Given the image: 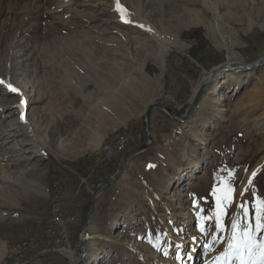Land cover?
Masks as SVG:
<instances>
[{"label":"rangeland","instance_id":"374dc122","mask_svg":"<svg viewBox=\"0 0 264 264\" xmlns=\"http://www.w3.org/2000/svg\"><path fill=\"white\" fill-rule=\"evenodd\" d=\"M262 58L264 0H0V227L14 234L7 250L0 244V264H71L53 252L50 212L85 200L75 232L77 214L68 226L79 257L91 192L119 162L95 154L122 132L138 147L150 104L183 114L218 68ZM71 67L84 73L75 78ZM156 112L151 147L96 200L85 264L108 254L106 264H184L194 243L213 264L233 219L243 226L238 205L253 225V204L264 219V65L223 74L185 122ZM226 194L232 206L217 232L209 218ZM39 230L43 246L28 239ZM16 246L21 255L8 259Z\"/></svg>","mask_w":264,"mask_h":264},{"label":"snow or ice","instance_id":"6c2138e0","mask_svg":"<svg viewBox=\"0 0 264 264\" xmlns=\"http://www.w3.org/2000/svg\"><path fill=\"white\" fill-rule=\"evenodd\" d=\"M119 7V6H118ZM0 83H3L0 81ZM8 88L11 92H17L18 90L11 85H8ZM24 101L21 99V106H23ZM21 121L25 120L24 113L21 112L20 116ZM152 167V165H149ZM255 172L252 173L254 177ZM252 181L249 180L251 185ZM213 196L216 195L215 189L212 193ZM264 204V201L261 202ZM232 206V200L228 199L227 194L225 199L221 201V207L218 210L219 215L213 218H209V221L214 224V230L217 232H223L224 228L222 227V220L220 216L227 214V210ZM237 207L240 208L242 212L241 221H243V226L241 227L240 222L236 219H233L231 222L232 233L229 235L227 240V247L218 256L213 264H232V261L235 260L236 264H264V219L261 217V208L256 207L253 204V207L256 208L254 225L249 220V209L245 203H241ZM200 230L205 231V226L201 225ZM220 237H217L219 240ZM155 247V245H153Z\"/></svg>","mask_w":264,"mask_h":264},{"label":"water","instance_id":"95a60500","mask_svg":"<svg viewBox=\"0 0 264 264\" xmlns=\"http://www.w3.org/2000/svg\"><path fill=\"white\" fill-rule=\"evenodd\" d=\"M264 64V58L257 62L256 64L252 66H232V67H220L216 71L213 80H210L204 84H202L199 89L197 90L196 94L194 95L193 99L191 100L190 104L186 108L183 114L177 113L175 110L171 109L167 105L163 103H152L150 104L144 113V130L142 134V142L140 145L132 150H129L126 152L120 159L117 169L114 172V174L105 182L98 185L90 195L89 199V210L87 214V219L85 221V225L83 226L81 236H80V251H81V262L79 264H85L86 259V249L85 244L86 240L88 238L89 228L92 224L93 217H94V208L97 198L109 187H111L121 176L125 169L126 163L129 159L142 154L143 152L147 151L151 145H152V136H151V116L152 113L156 110L164 112L166 115H168L173 120L179 121V122H185L189 119L190 115L194 112V110L198 107L199 102L201 99H203L205 91L209 88L210 85H212L214 82L219 80L222 76V74L230 73V72H241L248 70L252 67H257L259 65Z\"/></svg>","mask_w":264,"mask_h":264},{"label":"built area","instance_id":"2783aa9c","mask_svg":"<svg viewBox=\"0 0 264 264\" xmlns=\"http://www.w3.org/2000/svg\"><path fill=\"white\" fill-rule=\"evenodd\" d=\"M130 134L122 132L115 137L113 145L107 144L101 154H95L96 162L110 163L114 156L123 154L127 150L128 143L130 141ZM76 221V214L69 213L63 215L61 206L58 203L54 204V216L51 217V227L48 228L49 236L54 240L53 252L62 256V253H68V226ZM13 254H20L16 252V247L10 248V258ZM75 257V256H74ZM3 264H14L6 262Z\"/></svg>","mask_w":264,"mask_h":264},{"label":"bare ground","instance_id":"6f19581e","mask_svg":"<svg viewBox=\"0 0 264 264\" xmlns=\"http://www.w3.org/2000/svg\"><path fill=\"white\" fill-rule=\"evenodd\" d=\"M205 2H207V0H204ZM215 26L217 27V22L215 21ZM141 28V27H140ZM218 28V27H217ZM210 34V33H209ZM211 34H212V32H211ZM210 37H211V35H210ZM263 59V58H262ZM261 59V60H262ZM259 62V61H258ZM264 65V64H263ZM73 67V66H72ZM71 67V69L73 70V72L72 73H74V75H76V77L75 78H77V77H81V75L84 73V70H83V68H80V69H78V68H75V69H73ZM222 67H232V66H229V65H225V66H222ZM71 71V70H70ZM233 73H235V72H233ZM73 75V74H72ZM223 75V74H222ZM71 76V75H70ZM228 76H233L232 74H229ZM73 78V77H72ZM210 80H213V78L212 79H210ZM210 80H205V82H203L202 84H204V83H206V82H208V81H210ZM3 81H5L4 79H2V82ZM201 84V85H202ZM200 85V86H201ZM13 86H15V85H13ZM12 86V87H13ZM199 86V87H200ZM212 85H210L209 86V88L211 87ZM15 87H18V86H15ZM14 87V88H15ZM208 88V89H209ZM7 89H9V88H7ZM18 91L17 92H11L10 90H9V92L11 93V94H14V95H16L17 96V98H18V101L20 102V106H21V99H23V101H24V97H23V94H22V92H21V90L19 89V88H16ZM199 89V88H198ZM197 89V90H198ZM207 89V90H208ZM197 90L195 91V94H196V92H197ZM206 90V91H207ZM205 91V92H206ZM194 94V95H195ZM205 95V94H204ZM244 96V95H243ZM202 100V99H201ZM201 102V101H200ZM200 102H199V104H200ZM24 103H25V101H24ZM116 107V106H115ZM195 111V110H194ZM120 113V112H119ZM191 116V115H190ZM24 125V128L25 129H28V122L26 121V120H24L23 122H22ZM118 136V135H117ZM37 139V138H36ZM38 140H39V138H38ZM45 146V145H44ZM102 153V152H101ZM118 181V180H117ZM116 181V182H117ZM16 190V189H15ZM42 190V189H41ZM40 187L38 188V190H33V192L35 193V194H37V192L38 193H41L40 191ZM11 192V191H10ZM15 195H17L18 193H15V192H13ZM43 194V193H42ZM41 194V195H42ZM95 209V208H94ZM54 216V204H53V206H52V209H51V217H53ZM78 218V217H77ZM77 222V221H76ZM92 223H93V221H92ZM91 226H92V224L90 225V228H91ZM90 228H89V231H90ZM170 233V232H169ZM169 236H170V234H169ZM187 243V244H186ZM190 242L188 241V240H185L184 242H181L179 245V250L180 251H178V254L180 253V252H184L183 254H186V252H187V250H188V244H189ZM71 246H72V243H71ZM88 246H89V244H88V238H87V240H86V244H85V249H86V257H87V255H88ZM21 248L22 247H20V246H16V252H20L21 251ZM199 247L197 246H195V243L193 244V245H191V247H189V252H187L188 254H187V257H188V259H187V261H185L184 262V264H208V261H209V259L212 257V255H210V253L209 254H205L204 252H203V249H201V251H200V253H198V254H196V250L195 249H198ZM73 249V248H72ZM71 248H70V242H69V246H68V253H62V256H64V257H66L69 261H71V263L72 264H79L80 262H81V255L79 256V257H74L75 255H74V253H73V250H72ZM7 253V254H6ZM5 253V256L8 258V259H10V249L7 251ZM14 256L15 255H21V254H13ZM5 256H4V259H5ZM22 257V256H21ZM200 257H201V259H200ZM112 260V258H111V256L108 254L107 255V257H105V258H103L101 261H100V263H99V261H97L96 259H95V257H92V260L90 261V263L89 264H106V263H108L109 261H111ZM8 261V260H7ZM14 264H19V263H17V262H14ZM162 264H164V263H162Z\"/></svg>","mask_w":264,"mask_h":264},{"label":"crops","instance_id":"0c3cea01","mask_svg":"<svg viewBox=\"0 0 264 264\" xmlns=\"http://www.w3.org/2000/svg\"><path fill=\"white\" fill-rule=\"evenodd\" d=\"M156 111H154L153 113H152V116H151V121H153V117L156 115ZM152 124H153V122H152ZM151 127H152V125H151ZM152 132V131H151ZM152 136V135H151ZM154 138V137H153ZM114 139H115V136H114V138H113V140H111V141H109V142H107V144H111V145H113V143H114ZM132 147V145H130V144H128V146H127V149L128 150H130V148ZM128 150H125V151H127L128 152ZM124 151V152H125ZM124 152H122V153H124ZM144 153V152H143ZM142 153V154H143ZM142 154H140V155H142ZM121 155L122 154H118V155H116V156H114L113 157V159H112V161L110 162V163H104L103 165H105V166H112L113 165V167H114V164H115V161H120V159H121ZM140 155H137V156H135V157H133V158H131V159H129L128 160V162L127 163H129V161L130 160H132V162H130L132 165H136V164H138L137 162H135V160L137 159V157L138 156H140ZM119 163V162H118ZM127 163H126V165H127ZM118 166V165H117ZM126 167V166H125ZM79 186V185H78ZM101 196V195H100ZM75 199V198H74ZM74 199H72L71 201H73ZM84 204H85V200L83 199L82 201H78V203L76 202L75 203V200L73 201V202H71L70 203V210H65L63 207L61 208L62 209V213H63V215H66V214H71V213H75V214H77V225L74 227V232H75V230H76V228H77V226L80 224V221H81V216H82V212H83V206H84ZM64 209V210H63ZM51 213V212H50ZM51 216V215H50ZM49 219H50V217H49ZM49 219H48V221H49ZM48 223V222H47ZM46 226H48L47 224H46ZM46 228V227H45ZM5 229V226H3L2 228L0 227V244H2L1 246L4 248V250L6 249L7 250V247H8V245L10 244V243H12V242H14V234L12 233V231L11 230H4ZM80 230L79 229H77V231H76V233H75V235L77 236V233L79 232ZM73 232V227H71V234H73L74 233ZM47 232L44 230V231H38L37 233H34V234H32V236L30 237V238H28L29 240H31L34 244H36V246H43L44 245V242L45 241H47V234H46ZM80 235H81V232H79V235H78V239H79V243H80ZM16 241V240H15ZM6 253V252H5ZM25 259H28V256H25L24 257ZM30 258L31 257H29V260H30ZM42 261H44V264H58V262H56V260H55V258H46V259H44V260H42ZM30 263V262H29ZM70 263H71V261H70ZM31 264V263H30ZM32 264H34V262L32 263ZM38 264H41V263H38ZM72 264V263H71Z\"/></svg>","mask_w":264,"mask_h":264}]
</instances>
